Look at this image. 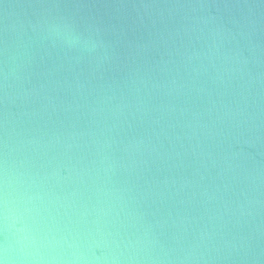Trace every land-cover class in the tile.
<instances>
[{
	"label": "clouds",
	"instance_id": "1",
	"mask_svg": "<svg viewBox=\"0 0 264 264\" xmlns=\"http://www.w3.org/2000/svg\"><path fill=\"white\" fill-rule=\"evenodd\" d=\"M107 6L0 0V264H264V0Z\"/></svg>",
	"mask_w": 264,
	"mask_h": 264
},
{
	"label": "water",
	"instance_id": "2",
	"mask_svg": "<svg viewBox=\"0 0 264 264\" xmlns=\"http://www.w3.org/2000/svg\"><path fill=\"white\" fill-rule=\"evenodd\" d=\"M92 2L97 4V7L92 9L93 11H100L101 13H103L106 11H113L114 10V9L107 6V5L112 4L114 2V0H92ZM128 2L130 4L132 2V0H128ZM136 2H138V0H136ZM129 11H132L133 18H135L134 11L131 8H129ZM137 23H140L139 19H137ZM143 24L147 25L148 27H151V21L147 17H144Z\"/></svg>",
	"mask_w": 264,
	"mask_h": 264
}]
</instances>
